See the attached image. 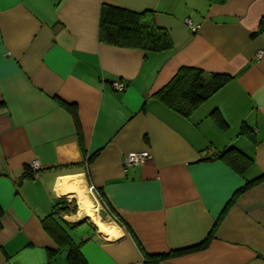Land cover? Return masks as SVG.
Here are the masks:
<instances>
[{"label": "crops", "instance_id": "1", "mask_svg": "<svg viewBox=\"0 0 264 264\" xmlns=\"http://www.w3.org/2000/svg\"><path fill=\"white\" fill-rule=\"evenodd\" d=\"M103 4L153 11L171 46L100 39ZM181 66L231 78L184 115L155 96ZM70 198L86 264L204 241L157 264H264V0H0V264H70L42 226Z\"/></svg>", "mask_w": 264, "mask_h": 264}, {"label": "trees", "instance_id": "2", "mask_svg": "<svg viewBox=\"0 0 264 264\" xmlns=\"http://www.w3.org/2000/svg\"><path fill=\"white\" fill-rule=\"evenodd\" d=\"M153 13V11L147 9L133 11L103 4L100 12L99 37L106 42L120 46H135L146 51L165 50L171 46L170 39L165 30L156 26ZM230 78L231 75L226 73L213 72L205 75L198 67L181 66L171 80L155 93V96L171 108L188 115L202 101L220 89ZM218 119L222 122L220 117ZM235 150V148L230 147L217 156L227 161L234 168L241 170L243 161L241 156L235 153ZM96 191L102 198L100 191ZM104 205L116 220L120 221V218L112 212L105 201ZM69 207L67 199L58 200L53 206L52 213L42 219V226L59 247H67L66 257L70 264H86L79 246L72 241L69 233L59 223L57 216L55 217V214L59 215L61 212L69 213L71 211ZM75 209L74 206L73 211ZM205 243L204 241L199 245L171 250L166 253H146L144 254V260L146 264H157L171 254L187 252L203 246Z\"/></svg>", "mask_w": 264, "mask_h": 264}, {"label": "built area", "instance_id": "3", "mask_svg": "<svg viewBox=\"0 0 264 264\" xmlns=\"http://www.w3.org/2000/svg\"><path fill=\"white\" fill-rule=\"evenodd\" d=\"M185 23L188 25V27L194 32L198 30V25L193 24L191 20L185 19ZM262 54V51H259L257 53V57H260ZM113 86L118 89L122 90L124 89L125 85L122 81H114ZM152 157L151 153L147 150L145 151H133L129 152L126 156L123 158V166L126 168L127 166L134 165V164H140L145 162L146 160L150 159ZM30 167L32 169V173L34 176L37 174V170L39 168V162L37 160H33L30 163ZM89 192L93 195L99 198V195L97 194L96 189L93 186L88 187Z\"/></svg>", "mask_w": 264, "mask_h": 264}, {"label": "rangeland", "instance_id": "4", "mask_svg": "<svg viewBox=\"0 0 264 264\" xmlns=\"http://www.w3.org/2000/svg\"><path fill=\"white\" fill-rule=\"evenodd\" d=\"M68 202H69V205H70V212H73V213H76L77 210H78V205H77V201L73 198H70V199H67ZM94 201V200H93ZM75 204V205H74ZM75 206V210L73 211V208ZM99 215L102 219H106V220H109L110 221V218L109 216H107V214L105 213V211L101 208L100 211H99ZM85 216V215H84ZM86 218H89L88 216H85ZM90 219V218H89ZM84 226H89L88 223L84 222V223H81V224H78L76 225L73 229H77V228H81V227H84Z\"/></svg>", "mask_w": 264, "mask_h": 264}, {"label": "bare ground", "instance_id": "5", "mask_svg": "<svg viewBox=\"0 0 264 264\" xmlns=\"http://www.w3.org/2000/svg\"><path fill=\"white\" fill-rule=\"evenodd\" d=\"M87 190H88V188H87ZM89 191V190H88Z\"/></svg>", "mask_w": 264, "mask_h": 264}]
</instances>
